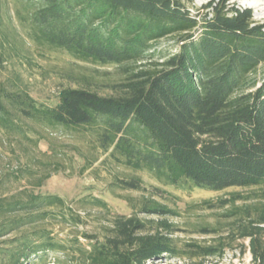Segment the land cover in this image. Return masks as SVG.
Wrapping results in <instances>:
<instances>
[{"label":"trees","instance_id":"obj_1","mask_svg":"<svg viewBox=\"0 0 264 264\" xmlns=\"http://www.w3.org/2000/svg\"><path fill=\"white\" fill-rule=\"evenodd\" d=\"M233 1L238 0H211L198 7L195 0H21L24 10L17 15L30 31L31 48L56 49L83 64L122 69L153 58L160 40L173 38L179 49L152 63V69L130 72L113 96L65 88L52 107L29 92L0 88V131L7 140H24L37 149L43 139L31 137L36 131L31 123L61 128L85 142L83 172L109 161L134 173L149 172L168 186L213 193L259 189L262 199L252 206L249 198L233 193L221 204L230 206L228 234L202 227L205 234H218L214 243L184 246L173 238L166 218L177 213L148 200L139 213L161 215L158 228L165 230L145 233L146 223L121 217L115 235L90 241L88 252L78 240H57L50 228L53 222L82 223L63 197L29 190L3 194L0 264H47L75 249L84 264H147L161 258L217 264L233 243L245 240L253 264H264V79L257 77L264 67V23ZM43 156L45 174L25 172L36 187L62 168L61 153ZM11 177L2 176L0 189ZM118 182L124 190L143 189L138 176ZM79 203L110 210L104 199L92 196Z\"/></svg>","mask_w":264,"mask_h":264},{"label":"rangeland","instance_id":"obj_2","mask_svg":"<svg viewBox=\"0 0 264 264\" xmlns=\"http://www.w3.org/2000/svg\"><path fill=\"white\" fill-rule=\"evenodd\" d=\"M240 1H233L232 4L241 6ZM203 5L206 3H195L198 7ZM22 10L24 7L21 0H1L0 88L11 92H29L40 104L52 107L57 105L58 95L65 88L87 89L104 96H113L120 90L118 86L125 83L130 72L152 69L154 67L152 63L163 62L164 58L179 49L176 41L168 38L154 43L152 49L154 57L141 64L129 65L126 69L94 67L91 64L77 62L56 49L29 47L27 43L30 41L28 36L30 31L25 30L17 15V11ZM192 10L195 11L193 8ZM259 16L256 20L264 23V16ZM259 70L257 77L260 82L264 79V67ZM29 126L36 130L32 132V138L43 139L37 149L24 140H7L6 134L0 131V180L5 174H13L9 183L0 189V196L22 190L40 195H60L69 206L78 211L82 223L73 226L53 222L50 228L59 241L78 240L83 251L89 252L90 241L103 242L114 236L115 222L121 217L125 219L137 217L146 223L145 233L165 230L164 227L158 228L160 222L164 220L161 215L139 213L142 205L148 200L160 203L177 213V216L166 218L168 225L175 231L173 238L179 245L184 246L188 242L201 245L214 243L218 234H205L202 227L217 229L222 236L228 234L232 227L225 214L230 206L224 208L221 204L224 200L232 199L233 193H240L243 197L249 198L247 202L252 206L258 205L262 199L258 196L261 194L259 189L253 191L230 189L213 193L202 189L168 186L149 172L134 173L109 161L105 164L99 162L93 169L83 172L85 165V160L81 156L85 143L83 140L65 129H48L32 123ZM44 153L53 156L61 153L62 168L59 172H53L41 187H36L33 184L37 182L30 181V176L25 172L34 171L38 173L37 177L45 174L44 165L48 159L43 156ZM130 176L141 178L142 190L129 191L120 188L118 178ZM91 196L99 200L104 199L110 210L106 211L92 205L85 207L79 203L80 200ZM206 202L214 205V208L210 209L204 204ZM237 205L242 206L244 202L239 201ZM232 245L233 248L226 251L225 256L217 264H253L249 241H238ZM74 253L49 258L47 264H84L82 256L79 257L76 249ZM147 264L196 263L161 258Z\"/></svg>","mask_w":264,"mask_h":264},{"label":"bare ground","instance_id":"obj_3","mask_svg":"<svg viewBox=\"0 0 264 264\" xmlns=\"http://www.w3.org/2000/svg\"><path fill=\"white\" fill-rule=\"evenodd\" d=\"M199 3L201 0H197ZM240 3L245 7H250L255 10L258 15L264 16V1L263 0H241Z\"/></svg>","mask_w":264,"mask_h":264},{"label":"built area","instance_id":"obj_4","mask_svg":"<svg viewBox=\"0 0 264 264\" xmlns=\"http://www.w3.org/2000/svg\"><path fill=\"white\" fill-rule=\"evenodd\" d=\"M197 3H199L197 0H195ZM202 2L201 3H199V4H202V3H206V4H208L211 0H201ZM241 4V3H240ZM242 5V4H241ZM242 6H244V5H242ZM253 13H254V15H255V19L257 18V17H260L255 11H253Z\"/></svg>","mask_w":264,"mask_h":264},{"label":"water","instance_id":"obj_5","mask_svg":"<svg viewBox=\"0 0 264 264\" xmlns=\"http://www.w3.org/2000/svg\"><path fill=\"white\" fill-rule=\"evenodd\" d=\"M250 8V7H249ZM250 9H252V8H250Z\"/></svg>","mask_w":264,"mask_h":264}]
</instances>
